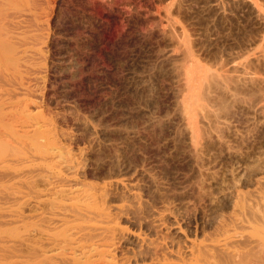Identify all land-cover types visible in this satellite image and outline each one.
Here are the masks:
<instances>
[{
  "label": "rangeland",
  "instance_id": "rangeland-1",
  "mask_svg": "<svg viewBox=\"0 0 264 264\" xmlns=\"http://www.w3.org/2000/svg\"><path fill=\"white\" fill-rule=\"evenodd\" d=\"M232 1L222 15L211 0H0V264H72L74 250L55 246L69 226L47 221L56 168L96 187L142 183L145 211L160 200L188 202L183 228L198 240L244 204L224 191L259 188L264 83H212L194 152L177 105L173 66L184 59L176 42L185 35L210 69L228 70L227 53L264 48L249 3ZM142 168L166 184L163 197ZM127 224L156 237L145 222ZM256 247L239 248L241 264H264V246Z\"/></svg>",
  "mask_w": 264,
  "mask_h": 264
},
{
  "label": "bare ground",
  "instance_id": "bare-ground-1",
  "mask_svg": "<svg viewBox=\"0 0 264 264\" xmlns=\"http://www.w3.org/2000/svg\"><path fill=\"white\" fill-rule=\"evenodd\" d=\"M211 1L213 9L223 15L226 4L232 0ZM243 1L249 3L251 13L262 32L259 40L263 42L264 5L256 0ZM176 21L173 19L169 23L172 26ZM185 36L176 42L182 49L181 54L184 59L180 64H175L173 70L178 72L181 78V89L179 88L178 92L180 99L177 105L183 129L189 136L190 147L194 152L199 143L201 130L199 122L202 111H205L208 105L205 100L211 84L219 81L227 87L228 83L233 81L232 83L238 84L239 87L240 85L251 87L264 83V76L255 69L260 67L264 72V48L250 52L248 51L251 49H247L248 51L236 54L227 53L229 56L226 57L225 63L229 64L230 69H223L222 66L219 67L220 65L210 69L199 62L192 46L187 43L190 38L186 41ZM259 110L264 114V106ZM59 169L63 168H56V170ZM60 171L56 174H54L55 171L52 172L55 176L47 180L54 193L60 192H58L59 196L56 193L49 200L51 207L47 217L50 221H47L52 227L69 226L68 237L65 236L64 240L55 242V246L57 245L58 249L60 247L67 249V246L72 248L74 253L70 260L76 264H241L244 254L239 248L245 247V251L248 246L251 251L256 246H264V190L259 189L264 187V176L256 180L259 188L250 193L236 189L221 192L222 198L243 200L244 204H237L235 208L237 212L233 216L230 215V218H227L228 221L219 226L218 234L198 240L190 238L183 228L182 222L189 219L191 214L188 202L177 204L160 200L162 203L156 207L149 202L152 207L145 211L144 205L148 203L145 204L146 201L140 192L142 183L127 179L104 181L103 184L97 185L98 190L96 184L81 181L75 174L69 175L66 172L60 174ZM138 174L153 187L155 195H159V198L164 196L166 184L160 181L151 170L142 168ZM113 194H116L122 202H112ZM127 222L139 227L145 222L155 232L156 237L133 230ZM171 233L180 235L181 240H169L168 235ZM146 261L147 263H144Z\"/></svg>",
  "mask_w": 264,
  "mask_h": 264
}]
</instances>
